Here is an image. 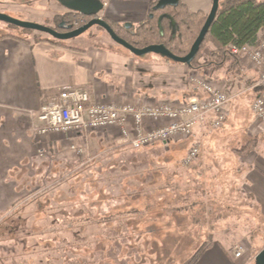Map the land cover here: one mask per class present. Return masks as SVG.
I'll return each mask as SVG.
<instances>
[{
	"label": "crops",
	"instance_id": "obj_1",
	"mask_svg": "<svg viewBox=\"0 0 264 264\" xmlns=\"http://www.w3.org/2000/svg\"><path fill=\"white\" fill-rule=\"evenodd\" d=\"M184 3L189 4L187 0ZM107 20L122 22L111 12ZM105 32L86 37L81 46H71L76 50L0 39V218L13 211L17 203L39 193L48 168H70L75 162L73 146H82L81 136L39 137L34 133L41 107L57 100L63 90L83 88L94 102L136 106L149 102L177 105L205 97L190 82L196 70L167 63L160 56H135L119 48ZM243 73L252 82L259 78L251 63L244 66ZM245 84L239 82L227 89L231 93L223 127L206 125L196 135L204 142L197 159L207 172L233 175L238 195L248 199L264 221V125L258 127L254 113H245V95L253 93ZM88 139L90 146L123 145L112 130L93 132ZM245 148L252 150L241 154ZM232 255L226 244L216 240L195 264H245L242 256Z\"/></svg>",
	"mask_w": 264,
	"mask_h": 264
},
{
	"label": "rangeland",
	"instance_id": "obj_2",
	"mask_svg": "<svg viewBox=\"0 0 264 264\" xmlns=\"http://www.w3.org/2000/svg\"><path fill=\"white\" fill-rule=\"evenodd\" d=\"M102 1L107 5L99 13V17L107 19L108 13L111 12L114 19L122 21L120 24L128 28L129 25H138L140 22L137 21L149 16L153 0ZM187 1L189 4H185L188 8L191 7L189 8L191 11L204 10L203 12L209 14L212 7V0ZM109 3L111 8H108ZM0 12L58 31L62 29L63 22L59 24L62 16L70 14L59 0H0ZM136 17H139V20H136ZM75 22L83 24L85 17L80 18L73 14L72 24L74 25ZM24 30L27 29L0 21V34L23 35L25 38L33 40L35 34L38 33L42 37L49 38V35L45 33ZM101 31L105 32L101 27L94 26L82 36L62 42L70 46H81L86 37H93ZM117 46L126 50L122 46ZM212 49L213 45L208 43L207 49L202 51L204 56L201 59L202 63L207 60ZM146 56V58H153L160 55L148 54ZM245 63L250 64L246 60L243 61V66L246 65ZM251 66L258 71V74L260 73V68L252 63ZM228 67L229 63L219 68L198 69L190 77V82L195 84L192 81L193 78L205 80L226 90L229 89L226 87L225 80L228 77L234 80L233 86L239 82L246 83V75L241 81L235 80L234 74L228 76ZM251 103H253V93H248L245 95V106H247L246 109L248 108L245 113L247 115L253 114ZM257 124L260 128L263 126L256 121ZM193 141L191 140V144ZM191 144H188L187 141H180L171 144L169 148H144L139 151H133L125 144L112 143L104 146H90L89 144L84 154L76 153V156L73 157L75 162H72L70 168L53 169L52 171L48 168L46 170L48 177L42 179V183H44L40 185L39 192H47L45 195L48 196V200L44 201L46 203L49 201L51 204L49 208L53 209L46 210L40 204L41 202L34 201L35 196H31L25 201L17 203L13 211L0 218L1 222L5 221L9 214L12 215L8 222L11 226L9 230L12 233L10 235H8L10 232L0 234V264H48L45 261L46 256L63 260L64 253H57V242L52 241L60 234L51 233V231L62 228V226L65 227L67 222L62 219L57 221L55 218L47 216L51 212L57 213L62 208L69 207L67 200H64L62 204L57 202V200H61L62 196L68 199V196L74 193L87 192L92 195V198H97L102 192V194L106 193V198L112 197L117 200L130 193L135 196L139 193L154 196V194H158L157 191H161L162 193L158 195L161 197L166 194L164 188L172 191L170 199L173 203L181 200L183 195L189 192H194L197 195L199 191L197 189L206 191L204 197L198 195V204H195L192 209L196 216L199 217L201 214L204 216V223L200 228L194 229L198 231L192 237L182 238L177 250H172V255L173 251L176 253V261H185L183 264H188L192 254L198 251L205 241L211 244L220 240L221 243L229 247V252L234 255V258H237L236 252L242 250V262L256 264V256L264 248V221L258 216L248 199L238 195V189L233 184V175L218 176L216 170L209 171V173L202 169L201 159L194 160L190 166L183 163ZM201 144L203 147L204 142L201 141ZM199 172L200 178L198 177ZM37 194L39 195V193ZM191 194L193 195V193ZM116 204V202L114 205L111 203L109 206L115 207ZM140 204L146 203L142 200ZM191 204L189 203V205ZM48 212L49 214H47ZM178 220L180 223L183 221L181 217H178ZM51 222L55 223V229L48 228ZM181 224L184 226L183 222ZM2 225L3 229H7L4 223ZM73 227L77 228V224ZM45 240L51 243H48L49 245L54 246L53 250L51 248L50 251H46ZM169 245L171 246L172 242ZM58 249L61 250L60 246ZM70 252L67 251L66 256L74 257ZM50 264L60 263L50 260Z\"/></svg>",
	"mask_w": 264,
	"mask_h": 264
},
{
	"label": "trees",
	"instance_id": "obj_3",
	"mask_svg": "<svg viewBox=\"0 0 264 264\" xmlns=\"http://www.w3.org/2000/svg\"><path fill=\"white\" fill-rule=\"evenodd\" d=\"M158 1L153 0L151 2L150 14L146 19L130 28H126L120 23L110 22L106 18L104 20L112 26L121 38L137 48L162 44L175 55L186 56L199 36L208 14L201 10L191 11L181 0L177 6H167L155 10L154 7ZM73 14L70 12V14L62 16L59 24L64 22L73 26ZM89 20L90 18L85 17V22L82 25ZM4 38H14L26 43H48L76 50V48L68 46L60 40L50 36L45 38L38 33L35 34L33 40H29L23 35L0 34V39ZM263 41L264 0H221L216 19L206 35L199 53L189 67L193 70L208 67L219 68L229 63L227 75L234 74L235 80H244L243 60L233 56L230 47L234 45L257 48ZM208 43L213 45V49L210 50L207 60L202 63L201 59L204 57L202 51L207 49ZM164 60L167 63L178 64L168 58H164ZM225 80L228 87L234 83L230 77ZM245 81L247 83L245 88H249L255 83L250 80ZM187 143L191 144L192 142L187 141ZM148 148L159 147L151 146ZM251 150L252 148H245L240 153L248 154ZM199 175L200 172L198 173L200 178ZM163 190L166 192L161 196L163 198L158 196L162 193L161 191H157L158 194H154V196L145 193H139L135 196L130 193L117 200L112 199V197L106 198V193L102 194V192H100L102 195L99 194L97 198H92V195L87 192L74 193L69 195L68 199L62 196L61 200H57V202L62 204L64 200H67L69 207H64L57 213L51 212L49 214L48 212L49 215L47 216L55 218L57 221L62 219L69 223H66L65 227L62 226V228L51 231V233L60 234L52 241L57 242V244L55 243L57 245L56 252H62L64 256L62 261L46 256V263L50 264V260H53L60 264H183L185 261L175 260L177 256L174 251L172 255V250H177L181 239L192 237L198 231L194 229L200 228L204 223V216L202 214L199 217L196 216L192 209L195 204H198V195L204 197L206 191L197 189L200 191L197 195L194 192H189L183 195L181 200L173 203L170 199L172 191L166 188ZM46 193L39 192V195H35L33 199L41 202L40 204L46 210L53 209L49 208L51 205L49 201L47 203L44 201L48 200ZM142 200L146 204L141 205ZM115 202L117 206H109L111 203L114 205ZM191 202L194 203L191 204ZM11 216L9 214L5 221L0 222V234H8L11 231L9 230L11 226L8 223ZM178 217H181L184 226H182V222H179ZM3 223L7 229H3ZM55 223L51 222L48 228L55 229ZM75 224H77V228L73 227ZM141 241L143 242L140 244ZM170 242H172L171 246L169 245ZM45 243L47 244L46 251H50L51 248L53 250L54 246L48 244L50 242L45 240ZM211 245L212 243L205 241L204 245L192 254L188 264H195L205 249ZM59 246L61 250L58 249ZM67 251H71L70 253L74 257L68 258L66 256Z\"/></svg>",
	"mask_w": 264,
	"mask_h": 264
},
{
	"label": "built area",
	"instance_id": "obj_4",
	"mask_svg": "<svg viewBox=\"0 0 264 264\" xmlns=\"http://www.w3.org/2000/svg\"><path fill=\"white\" fill-rule=\"evenodd\" d=\"M77 16L85 17L81 14ZM80 26L82 24L75 22L73 28ZM230 52L261 69L258 80L247 89L254 95L252 110L256 121L264 125V41L257 48L233 45ZM192 81L205 93V97L190 98L188 102L177 105L149 102L136 106L94 102L86 89H65L57 100L41 107L34 133L39 137L59 134L81 136L83 146H73L78 155L87 151L89 136L103 130H112L121 143L133 150L151 146L169 148L180 141L194 140L183 159L185 165H190L202 150L201 140L196 135L206 125L213 129L223 127L230 100L226 89L205 80L193 78ZM235 255L240 258L242 250Z\"/></svg>",
	"mask_w": 264,
	"mask_h": 264
},
{
	"label": "water",
	"instance_id": "obj_5",
	"mask_svg": "<svg viewBox=\"0 0 264 264\" xmlns=\"http://www.w3.org/2000/svg\"><path fill=\"white\" fill-rule=\"evenodd\" d=\"M59 2L67 10H69V12L81 14L85 17L90 18V20L78 28H73L72 25L66 26L65 23H63L61 28L65 27L67 30L65 32H60L45 25L22 21L1 12L0 21L6 22L10 25H14L22 29L45 33L50 37L60 41L71 40L80 37L87 31H89L92 27L99 26L107 32V34L116 44L130 51L135 56L144 57L148 54H156L160 55L162 58L171 59L178 64L191 66L193 60L200 51L201 45L204 42L206 35L208 34L213 22L216 19L221 0H212L211 10L202 30L200 31L199 36L194 42L190 52L183 57L175 55L171 50H169L165 45L162 44H155L144 48H137L121 38L106 20L99 17V13L106 7V3L102 0H59ZM179 2L180 0H159L154 9L159 10L167 6H177ZM127 27L130 28L131 25ZM255 263L264 264V248L257 254Z\"/></svg>",
	"mask_w": 264,
	"mask_h": 264
},
{
	"label": "flooded vegetation",
	"instance_id": "obj_6",
	"mask_svg": "<svg viewBox=\"0 0 264 264\" xmlns=\"http://www.w3.org/2000/svg\"><path fill=\"white\" fill-rule=\"evenodd\" d=\"M74 14H75V15H78V14H76V13H74ZM103 19H104V18H103ZM63 23H64V22H63ZM65 25L67 26V25H70V24H66V23H65ZM65 31H67L65 27L62 28V29L60 30V32H65Z\"/></svg>",
	"mask_w": 264,
	"mask_h": 264
}]
</instances>
